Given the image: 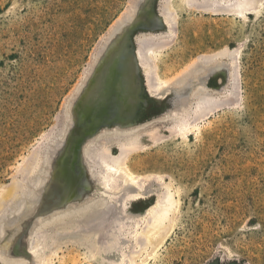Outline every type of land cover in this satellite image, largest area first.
Returning <instances> with one entry per match:
<instances>
[{
    "label": "rangeland",
    "instance_id": "374dc122",
    "mask_svg": "<svg viewBox=\"0 0 264 264\" xmlns=\"http://www.w3.org/2000/svg\"><path fill=\"white\" fill-rule=\"evenodd\" d=\"M187 1L0 0V215L38 172L46 185L40 168L81 131L72 107L129 27L138 90L125 105L134 121L85 145L86 199L115 208L123 194L124 216L84 240L86 227L66 243L31 235L26 264H264V0L252 13L243 0ZM146 3L156 28L135 10ZM168 189L176 209L149 242Z\"/></svg>",
    "mask_w": 264,
    "mask_h": 264
},
{
    "label": "water",
    "instance_id": "95a60500",
    "mask_svg": "<svg viewBox=\"0 0 264 264\" xmlns=\"http://www.w3.org/2000/svg\"><path fill=\"white\" fill-rule=\"evenodd\" d=\"M143 19L145 25L150 28H156L160 25L159 19L153 13L151 17L148 16ZM129 28L120 36L118 42L112 46L108 61L96 71L94 77L84 89L81 100L72 107L75 125L81 126V131L77 133L73 129L70 130L60 146V150L52 157L47 158L45 168H40L52 172V180H50L49 185L43 192L41 190L38 192L40 195L39 202L48 203V210L45 209V212L39 213V215L30 213L25 218L23 233L20 239L17 238L14 247H12L13 260L18 259L26 264L25 257L31 253L24 250L25 242L28 246L33 227L40 219L41 214L48 216L63 210L69 203L81 202L86 197H90V193L87 191L92 189L93 179L86 177V166L84 164L86 159L84 148L88 143V139L95 137L103 128H123L134 121L137 106H133V111L126 112L125 110V105L128 103L131 94L138 93L137 89H130L128 84V78L131 79L135 68L134 57L128 46L131 33ZM186 82L184 78L179 81L181 84ZM74 139L77 140L74 144V155L71 157V145ZM47 172L48 178L45 177L46 180L50 179ZM71 186L81 188L82 198L77 195L74 196L77 193H72L69 196L63 195V187ZM4 212L19 215L11 213L8 208Z\"/></svg>",
    "mask_w": 264,
    "mask_h": 264
},
{
    "label": "bare ground",
    "instance_id": "6f19581e",
    "mask_svg": "<svg viewBox=\"0 0 264 264\" xmlns=\"http://www.w3.org/2000/svg\"><path fill=\"white\" fill-rule=\"evenodd\" d=\"M187 2L190 3L191 7H196V9L199 7H203L202 9H208V7L214 3L213 0H200L198 2H202L201 5H198L197 1H195V0H189ZM257 2H258V0H243L241 2V4L239 3V5H238V12L239 13H245L246 11L247 12L249 11L252 13V12L258 11V10H256L257 9L256 7L258 6ZM215 6H213V7H215ZM235 7H236V5H235ZM135 10H137V13H138V15H140L139 16L140 18H147L148 16L151 17L152 12L148 8L147 3L143 4L141 6L139 5L138 9L136 7ZM168 13L171 14L172 10H168ZM128 79H129L128 84H129L130 89H132V88L136 89V84L134 85V83H133V81H134L133 76H131V79L130 78H128ZM128 130L131 132L134 131L133 129H128ZM130 133L124 132L122 134V136L130 134ZM75 140H77V139H74V141L72 142V145H71V148H72L71 149L72 154H70L71 157H72V155H74V151H75V148H74L75 147V145H74ZM90 147H91V144H90ZM88 150H89V152H88ZM84 151H85L84 155L87 154L88 157H90V154L93 153V152H91L92 149L89 148V145L86 146V148H84ZM95 155H96V152L94 150V156ZM44 171H46V170H44ZM38 174H39L38 175L39 179H36L35 177L33 178V179H36L35 180L36 185L35 186L32 185L30 187L28 186L26 189H23L22 191H20L18 194H16L14 196L15 198L12 200L13 202L9 205V207H10L9 211L11 213L13 212V213H16L19 215L6 214V212L4 214L0 215V264H22V261H20L18 259H14V260L12 259L13 258L12 247H14V242H16L17 238L20 239V236L23 233V228H24L23 223L25 221V218L28 217V215L30 213H32V215L33 214L39 215V213H44L45 209L48 210V203L39 202L38 198L36 200V203L34 201V194L38 192V189L36 188V186H38L37 185L38 182H40L42 179V174L39 172H38ZM49 175H50V179H48V181L46 182V185L44 184L43 187L39 188V191L41 190L43 192L45 190V188L49 185L50 180H52L51 179V176H52L51 171H50ZM29 185H30V182H29ZM122 187L125 188L124 190H126V191H130L129 189L131 188L130 183L129 184L124 183L122 185ZM170 189L164 191V193L160 197V200L158 201L159 202L158 207L156 208V210L154 209L155 212H153V215L151 214L152 215V217H150V218H152L151 219V226H150L151 228H149V230L146 233V240H148L149 242L151 240L153 242L154 235H157V233H160L162 231L164 232V230H166L165 221L167 218H169L170 212L173 211L175 208V204H176L175 200L176 199H174V194L170 191ZM124 190L122 191L123 193H124ZM62 191L64 192L63 195L69 196L72 193H77L74 196L77 195L79 198H82V194L80 193L81 188L72 187V186L71 187H63ZM8 192H7V194H8ZM10 192H13V191L11 190ZM122 192H121V194H122ZM12 194H10V195H12ZM121 199H122V202H120ZM123 199H124V196L122 194V196L120 195V197L118 198L117 203L114 204L115 208H113L110 203L108 204V202H105V201L102 202L100 200H98L100 202L91 201V200H88L86 198L84 200H82L81 202H74L71 204L69 203V205L61 211L55 212L53 214H49L48 216H46V214H41L40 219L37 221L36 225L33 227V231L31 233V235H37L38 233H46L47 231H54L53 233H51L54 235H57V233H59V232H64V233H66V236H65L66 240L63 242L66 243V242L70 241V236H69L70 232L69 231L71 229H75V228H78L79 230L85 229L83 227L87 228L86 234H85V232H81L82 236L80 234H78V235H80L79 237L83 238V240H84V238H86V235L87 236L92 235L91 230L98 231L101 228L100 233L103 232V234H105L106 228H109V226H114V225L119 223V217L117 218L115 215H118V213L119 214L124 213L123 210L126 207V206L124 207L126 202H125V199L124 200ZM113 209H116V212H113ZM122 216H124V214ZM107 218H109L108 219L109 221L106 220ZM105 221H107L106 225L104 224ZM81 227H82V229H81ZM58 235H57V237H58ZM61 235H59V237L62 239L64 234L62 237H61ZM76 236H74V237H76ZM59 237H58V239H59ZM77 238H78V236H77ZM92 238L93 237H91L90 239H92ZM94 238L95 239L89 241L90 246H91V250H94L95 253H97V255L100 254V256H101L103 253V250L107 251V249L105 248L106 245L100 246L101 245L100 244L101 239L100 240L97 239L96 236ZM87 239H86V241L89 240V239L88 240ZM75 242H80V239H79V241L77 240ZM85 244L86 243H84V245ZM87 244H88V242H87ZM101 259L103 260L102 257H101Z\"/></svg>",
    "mask_w": 264,
    "mask_h": 264
}]
</instances>
